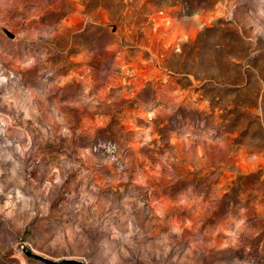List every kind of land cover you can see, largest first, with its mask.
I'll return each instance as SVG.
<instances>
[{
	"label": "rangeland",
	"instance_id": "1",
	"mask_svg": "<svg viewBox=\"0 0 264 264\" xmlns=\"http://www.w3.org/2000/svg\"><path fill=\"white\" fill-rule=\"evenodd\" d=\"M24 249L264 264V0H0V264Z\"/></svg>",
	"mask_w": 264,
	"mask_h": 264
},
{
	"label": "water",
	"instance_id": "2",
	"mask_svg": "<svg viewBox=\"0 0 264 264\" xmlns=\"http://www.w3.org/2000/svg\"><path fill=\"white\" fill-rule=\"evenodd\" d=\"M4 31L9 37H11V38L15 37V35L12 32H10L8 29H4ZM24 252L27 256H29L33 259H36L43 264H84L82 261H79L76 259H65V260H61V261H55V260L49 259L47 257L35 254V253L28 251L26 249H24Z\"/></svg>",
	"mask_w": 264,
	"mask_h": 264
},
{
	"label": "clouds",
	"instance_id": "3",
	"mask_svg": "<svg viewBox=\"0 0 264 264\" xmlns=\"http://www.w3.org/2000/svg\"><path fill=\"white\" fill-rule=\"evenodd\" d=\"M34 215V214H33Z\"/></svg>",
	"mask_w": 264,
	"mask_h": 264
}]
</instances>
